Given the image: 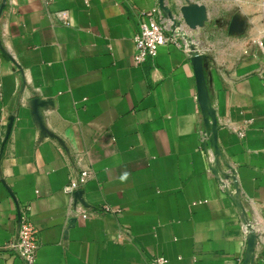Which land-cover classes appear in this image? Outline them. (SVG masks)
Instances as JSON below:
<instances>
[{
  "label": "crops",
  "instance_id": "0c3cea01",
  "mask_svg": "<svg viewBox=\"0 0 264 264\" xmlns=\"http://www.w3.org/2000/svg\"><path fill=\"white\" fill-rule=\"evenodd\" d=\"M165 2L206 20L138 63L158 0H0V264H26L9 244L27 207L36 264H243L250 235L264 264V0Z\"/></svg>",
  "mask_w": 264,
  "mask_h": 264
},
{
  "label": "built area",
  "instance_id": "2783aa9c",
  "mask_svg": "<svg viewBox=\"0 0 264 264\" xmlns=\"http://www.w3.org/2000/svg\"><path fill=\"white\" fill-rule=\"evenodd\" d=\"M61 14L64 20L68 19L67 11H62ZM183 38L184 32H182L180 27L172 29L171 22L164 16L160 7L157 6L152 9L151 13L141 23L140 31L134 37L135 59L139 63L155 58L162 46L169 43L179 45ZM89 176V170L81 171L79 178L73 179L65 190L68 193L79 191L87 182ZM29 208L27 207L22 212L16 240L11 242L9 247L26 264H36L39 250L38 230L31 219ZM152 264H166V258L164 256H156Z\"/></svg>",
  "mask_w": 264,
  "mask_h": 264
},
{
  "label": "water",
  "instance_id": "95a60500",
  "mask_svg": "<svg viewBox=\"0 0 264 264\" xmlns=\"http://www.w3.org/2000/svg\"><path fill=\"white\" fill-rule=\"evenodd\" d=\"M160 9L164 16L171 22V28L181 27L184 22L189 28L195 29L201 27L206 20V7L202 4H186L180 7V11H174L170 8L165 0H158ZM190 59L193 63L198 99L201 105L206 135L210 141L214 156L217 159L222 155L218 144V124L216 111L212 105L209 95L206 70L208 67V55L197 50L194 44H191ZM236 185V184H234ZM237 198V195L235 196ZM237 200V199H236ZM238 201V200H237ZM255 239L254 235H250L248 249L243 264H249L254 258Z\"/></svg>",
  "mask_w": 264,
  "mask_h": 264
},
{
  "label": "rangeland",
  "instance_id": "374dc122",
  "mask_svg": "<svg viewBox=\"0 0 264 264\" xmlns=\"http://www.w3.org/2000/svg\"><path fill=\"white\" fill-rule=\"evenodd\" d=\"M178 12V11H177Z\"/></svg>",
  "mask_w": 264,
  "mask_h": 264
}]
</instances>
